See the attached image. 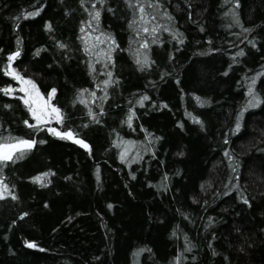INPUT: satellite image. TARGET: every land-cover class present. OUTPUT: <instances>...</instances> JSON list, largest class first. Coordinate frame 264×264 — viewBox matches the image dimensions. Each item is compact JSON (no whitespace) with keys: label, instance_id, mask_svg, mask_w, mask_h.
<instances>
[{"label":"trees","instance_id":"obj_1","mask_svg":"<svg viewBox=\"0 0 264 264\" xmlns=\"http://www.w3.org/2000/svg\"><path fill=\"white\" fill-rule=\"evenodd\" d=\"M161 2L160 11L173 19L157 15L161 27L156 35L163 43L149 44L155 63L140 70L129 51L139 47L131 38H140L128 26L132 12L125 0L97 4L99 30L112 33L119 45L112 52L114 63L83 50L80 28L89 19L84 7L91 9L90 0L85 6L79 0H0V88L10 83L15 89L13 96L0 92V136L46 141L4 166L5 182L15 185L9 190L18 199H0V264H175L180 252L189 257L181 264H264V75L255 85L262 102L244 111L238 132L230 131L248 98L245 78L264 70V0H240L238 8L232 0ZM40 5L37 16L23 17V11ZM233 8L240 24L225 15ZM47 22L52 30L45 28ZM165 27L179 29L183 42ZM91 30L85 26L86 32ZM252 39L255 48L248 43ZM57 40L68 47L60 49ZM17 47L20 55L13 67L32 77L45 96L57 89L51 103L67 118L64 125L51 121L50 126L72 128L89 143L91 153L75 140L55 137L46 128L35 132L23 123L34 118L19 100L23 93L18 83L3 71L7 53ZM241 48L244 56L232 55ZM109 70L120 79L108 86V98L100 100L103 89L95 85ZM80 88L94 90L97 98L84 93L87 104L80 103ZM144 93L149 99L137 104ZM196 95L210 103H197ZM88 107L100 122L88 116ZM130 110L136 113L131 126ZM186 113L199 116L204 128ZM125 148L129 150L121 160ZM224 148L238 162L228 160ZM49 169L52 173L42 179L51 183L30 179ZM241 190L251 207L239 199ZM21 212L28 215L21 218ZM185 233L196 245L192 252L184 250ZM25 239L40 247L27 246ZM138 249L144 250L135 255Z\"/></svg>","mask_w":264,"mask_h":264},{"label":"snow or ice","instance_id":"obj_2","mask_svg":"<svg viewBox=\"0 0 264 264\" xmlns=\"http://www.w3.org/2000/svg\"><path fill=\"white\" fill-rule=\"evenodd\" d=\"M225 3H228L229 0H224ZM79 3L81 6H85L86 3H88V0H79ZM91 3V9L88 7H84V11L88 13L89 19L87 21H81V33L84 34V47L83 50L87 54V56L97 57V60H106V61H112L114 63V59L112 56V52L119 47L117 41L115 40V37L110 32H104L99 30V24H100V16H101V8L97 7V4L103 6L106 4V0H90ZM125 3L127 7L132 12V19L128 21V26L132 30V32L135 34V37H139L140 40L137 41L135 38H131L132 43H138L139 47L136 49H132L129 47V51L132 52L133 58L135 60V63L137 64L138 68L140 70H145L147 68L151 67L152 63H155V61L151 60V57L149 56V53L147 51L150 43H163V41L159 40V37L156 35V33L160 30V25L156 23L157 15H163L168 17L169 20L173 19L170 13L167 11L161 12L162 8V2L161 0H125ZM232 3L234 4L235 8H238L240 5V0H232ZM41 7L43 5L35 7L31 11H23L22 15L23 17H35L37 16L40 11ZM108 11H112L111 8H108ZM231 14L234 23L240 24L241 20L239 17V14L235 11V9H229L228 13H225V15ZM93 22L95 23L96 27L92 28ZM85 26L88 28H91V31L86 32ZM231 27V25H229ZM45 28L48 30H52L53 26L51 22H47L45 24ZM164 31H168L172 33L173 38L177 39V42L182 43L183 42V33L179 31V29H171L168 27H165L163 29ZM203 30V29H201ZM245 32L251 31L249 28L243 29ZM95 34L93 40H89V37H93V34ZM143 33H146L148 36L152 37L151 41L143 37ZM247 39V37H245ZM20 43L19 37L17 38V44ZM57 45L60 49H66L68 45L61 41H56ZM248 43L252 45L253 48L257 47L255 40H248ZM100 45H105L106 47L99 48V51H96V49ZM141 49L144 51L142 52ZM36 54H40V50L37 49ZM103 54V56L101 55ZM20 55V48L17 47L15 51H11L7 53V61L5 64V67L3 69L4 73L12 77L14 80L19 81V91L23 93V95L19 96V100L23 102V104L26 106L28 113H30L31 117L34 118V122L30 123L28 119H24L23 123L30 129H33L35 132H39L42 129L46 128L49 133H51L55 137L63 138L66 140H75V143L78 145L83 146L85 149L89 150V153H91V146L89 143L78 136L77 133L73 131L72 128L68 127L66 130H61L60 127H53L50 126V122L55 120L58 122L59 125H64L66 120V115L63 112V109L59 107L55 103H51L53 95L57 92V89L55 87H52L46 94L42 93L39 89V86L37 85L36 81L30 77L23 75L20 71H18L15 67H13V60ZM234 56H244L245 51L243 48L239 49L238 52L232 54ZM171 58V57H170ZM233 64L238 63L237 60L233 59ZM88 67L90 72H94L95 68L92 61H89ZM107 67V65H105ZM227 74V73H225ZM106 79H103L101 81H98L95 85L96 88H102L103 89V95L99 97L100 100H106L109 95L108 86L109 85H117L120 77L113 76L112 71H107L105 73ZM264 75V70L261 72H257L254 74V76L251 79L245 78L248 83V87L246 90V96L248 97L247 100L244 102V104L240 107L239 112L236 115L235 125L230 130L233 133L238 132L241 128V118L246 109L249 108H255L260 105L262 102L260 94L256 91L255 85H256V78ZM0 92H3L4 94L8 96L15 95V89L12 84H6L3 88H0ZM84 93H90L91 97L96 99V92L94 90H89L88 88H80L77 90L76 100H79L82 104H87V100L83 97ZM195 95V94H193ZM149 99L147 93H144L141 95L137 100V104H143L145 100ZM195 99L197 103L203 105L210 103L207 99H202L200 96L196 95ZM76 100H73L72 103L75 104ZM155 101H153V104ZM161 106L167 107L164 102H161ZM5 108H11V104H5ZM105 109L103 104L100 105V112L104 113ZM87 114L90 118L93 120L99 121L98 114L91 108H87ZM136 115V113L132 110L129 111L127 115V123L129 126H131L133 117ZM186 115L191 116L192 120L200 125V127L204 128V121L196 115H192V113H186ZM180 124V127L183 128V123L178 122ZM85 127L87 124L84 125ZM3 127V126H0ZM141 127H143L141 125ZM147 131V130H145ZM148 135H151V133H148ZM155 139H160V137H155ZM224 142H228L227 135L224 137ZM37 143H46L44 140L37 141L35 137L33 138H27L22 136H12L11 133H9L7 136H0V199H3L5 197H11L13 200L18 199L17 194L14 191H10V187L14 188L15 185H9L5 182V177L3 175L4 166L7 164V162L15 163L17 160L22 159L25 155L24 150H31ZM114 143H117L114 141ZM134 141H127V144L131 145L134 144ZM117 146L119 147L120 144L117 143ZM129 149L125 148L120 153V159L125 160L126 159V152ZM224 155L227 157L228 160L238 162L235 160V157L233 156L232 152L228 148L223 149ZM179 155L183 156L184 153L180 152ZM139 158V157H137ZM127 162V161H126ZM233 171H236L234 168ZM97 172H99V167H97ZM52 173V170L49 169L46 172L39 173L35 176L30 177L31 180L36 182L44 183H51V180H44L42 178L48 177L49 174ZM133 177H135V173H131ZM167 173L164 174V178L167 179ZM97 180H99V175H97ZM209 186L210 182H209ZM203 184L201 185V188L203 189ZM239 199L249 207H251V200L248 198V196L243 194V190H241L239 194ZM207 203V201H205ZM45 206H47V202H45ZM108 207L111 208L112 204L109 203ZM27 212H21L20 217L23 218L24 216H27ZM208 220L212 223L215 221L211 216L208 217ZM16 220L12 221V224H15ZM207 228L208 225H205ZM239 231V229H237ZM264 231V230H262ZM173 235H176L175 230L172 233ZM213 237H215V233H213ZM184 240H185V251L192 252L193 248L196 247L194 243H192L187 233L184 234ZM24 243L31 247V248H39L40 246L37 244L34 240H27L25 239ZM211 247V245H209ZM144 249H138L135 253V255H138L139 252L143 251ZM150 251V250H149ZM240 251H244L243 246H241ZM213 255H216L215 250H213ZM225 260L228 259L227 256L224 257ZM189 257L184 256L183 252H180L178 256L174 258L175 264H181L182 260H188ZM191 260L196 261L197 256L192 255L190 257Z\"/></svg>","mask_w":264,"mask_h":264},{"label":"rangeland","instance_id":"obj_3","mask_svg":"<svg viewBox=\"0 0 264 264\" xmlns=\"http://www.w3.org/2000/svg\"><path fill=\"white\" fill-rule=\"evenodd\" d=\"M16 82L18 83V85H17V86H18V88H19V81H16ZM52 122H55V120H53Z\"/></svg>","mask_w":264,"mask_h":264},{"label":"water","instance_id":"obj_4","mask_svg":"<svg viewBox=\"0 0 264 264\" xmlns=\"http://www.w3.org/2000/svg\"><path fill=\"white\" fill-rule=\"evenodd\" d=\"M83 147V146H82Z\"/></svg>","mask_w":264,"mask_h":264}]
</instances>
